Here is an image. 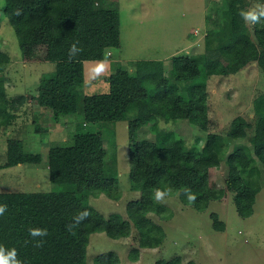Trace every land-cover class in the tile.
<instances>
[{
	"label": "trees",
	"instance_id": "obj_1",
	"mask_svg": "<svg viewBox=\"0 0 264 264\" xmlns=\"http://www.w3.org/2000/svg\"><path fill=\"white\" fill-rule=\"evenodd\" d=\"M247 4L248 0L212 1L204 15L207 29L202 51L171 56L168 72L161 61L137 62L133 71L116 65L107 76L108 91L96 94L93 105H82V120L70 131L69 142L51 144L47 149L49 180L59 188L0 191V204L8 205L7 212L0 216V245L16 248L24 264H87L90 233L104 232L112 238L133 234L137 244L130 249L129 258L136 260L140 248L157 247L165 236L163 227L149 213L163 219L171 216L170 211L164 215L167 206L153 198L157 188L170 190L169 194H176L181 203L199 211L231 192L238 215L250 216L262 176L264 180V95L253 101V132L247 142L235 141L230 150L226 141L212 131L195 136L191 145L170 129L162 134L160 145L138 137L141 128L153 132L161 120L207 119L209 76L236 73L250 61L264 71V19L251 25L245 22L241 12L247 11ZM2 12L18 37L34 30L41 19L44 21L43 59L53 63L54 69L40 75L32 100L49 110L54 120L60 114L76 112L80 101L76 86L83 82V61L103 59L106 48L119 46L118 11L81 0H5ZM74 41H79L83 51L70 60L69 47ZM9 61V54L0 50V129L12 123L27 100L21 94L10 99L6 96L2 72ZM142 79L156 85L147 88ZM118 120L127 123L129 186L139 191V196L126 202L125 216H104L88 199L95 193L113 200L120 197L115 141L112 134L93 130L88 123ZM37 129L41 130L35 126ZM237 133L240 131L232 130L230 136L242 138ZM41 158L39 152L24 151L20 139L8 137L6 160L0 168L24 161L39 162ZM222 163L226 166L224 186L212 187L209 169ZM185 189L196 195L195 203L188 202ZM84 210L89 217L69 231L67 226L73 217ZM209 217L213 229H224L216 212H209ZM29 228L47 229L42 247H35ZM118 262L119 256L113 250L100 252L92 259V264ZM180 262V256L175 255L158 258L154 264Z\"/></svg>",
	"mask_w": 264,
	"mask_h": 264
},
{
	"label": "rangeland",
	"instance_id": "obj_2",
	"mask_svg": "<svg viewBox=\"0 0 264 264\" xmlns=\"http://www.w3.org/2000/svg\"><path fill=\"white\" fill-rule=\"evenodd\" d=\"M212 1L216 0H81L87 5L92 3L96 7L107 6L118 11L119 46L106 48L103 59L83 61V82L76 86L80 98L77 111L60 114L54 120L49 110L32 100L40 75L54 69L53 63L43 59L44 21L41 19L34 30L18 37L2 12L5 0H0V50L10 56L2 72L5 93L9 99L20 94L27 98L18 108L14 121L0 129V164L6 160L8 137L20 139L24 151L42 155L39 162L24 161L1 167L0 191L36 192L59 188L49 180L47 149L51 144L69 142L70 131L82 120V105H93L96 94L108 91L107 76L118 64L133 71L137 62L161 61L168 72L171 56L202 51L207 29L204 15ZM246 6L247 11L264 7V0H248ZM102 61L106 67L97 75L95 69ZM140 82L147 88L156 85L146 79ZM207 91V119L161 120L153 132L148 127L141 128L138 137L155 140L160 145L162 134L170 129L174 135L184 139L186 145H191L195 136L203 137L208 131L219 134L229 150L235 141L247 142V136L253 132V101L264 95V71L256 62L250 61L236 73L209 76ZM35 126L41 130L36 131ZM88 126L113 135L121 192L117 200L95 193L89 196L88 202L104 216L110 213L125 216L126 202L139 196V191L131 190L129 186L127 123L118 120L88 123ZM232 130H239L237 134H242V138L233 139L230 136ZM256 162L262 172V167ZM225 176L224 163L212 167L209 169V184L223 187ZM261 181L253 212L247 217L238 215L231 192L219 200H212L202 211L181 203L177 195L171 193L161 201L167 206L163 214L171 212L169 218L149 213L164 229L165 236L160 245L140 248L137 259L132 260L129 252L137 244L133 234L112 238L104 232H92L86 250L87 264H92L94 255L109 250L118 254V264H154L158 258L168 259L175 255L180 256V264H264L263 176ZM211 211L224 222L222 231L212 228Z\"/></svg>",
	"mask_w": 264,
	"mask_h": 264
},
{
	"label": "clouds",
	"instance_id": "obj_3",
	"mask_svg": "<svg viewBox=\"0 0 264 264\" xmlns=\"http://www.w3.org/2000/svg\"><path fill=\"white\" fill-rule=\"evenodd\" d=\"M242 18L245 22L260 23L264 19V7H259L258 9H252L249 11L241 12ZM83 51L82 46H80L79 41H74L69 47V59L76 58ZM106 67L105 62H101L95 69V74L99 75ZM170 190L157 188L153 193V198L157 202H161L164 198L169 195ZM184 194L189 203H195L197 197L190 189H185ZM8 210L7 204H0V216H3ZM90 213L87 210L78 212L73 217V222L67 226L68 230L71 231L73 228L84 222ZM29 237L36 240L35 247H42L44 244V237L48 235V231L45 228H29ZM39 238V239H37ZM27 242V241H26ZM0 264H24V262L19 258L16 248H5L0 245Z\"/></svg>",
	"mask_w": 264,
	"mask_h": 264
},
{
	"label": "crops",
	"instance_id": "obj_4",
	"mask_svg": "<svg viewBox=\"0 0 264 264\" xmlns=\"http://www.w3.org/2000/svg\"><path fill=\"white\" fill-rule=\"evenodd\" d=\"M25 102H26V101H25ZM40 107H42V106H40ZM20 108H21V107H20ZM45 109H46V108H45ZM16 113L18 114V112H17V111H16ZM15 118H16V117H15ZM15 118H14V119H15ZM14 119L12 120V122L14 121Z\"/></svg>",
	"mask_w": 264,
	"mask_h": 264
}]
</instances>
